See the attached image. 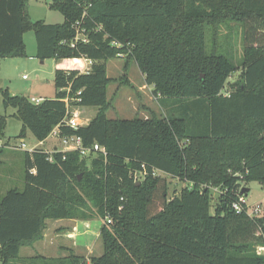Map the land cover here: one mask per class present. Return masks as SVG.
<instances>
[{"label": "trees", "instance_id": "1", "mask_svg": "<svg viewBox=\"0 0 264 264\" xmlns=\"http://www.w3.org/2000/svg\"><path fill=\"white\" fill-rule=\"evenodd\" d=\"M49 7L61 23L30 20L27 0H0V59L26 56L31 28L40 60L87 58L90 70L55 68L54 97L37 104L0 89L3 106L15 108L21 134L43 141L58 126L106 154L24 152L23 188L0 196L1 264H264L254 251L264 241V213L232 207L249 181L264 184V0H51ZM234 25L241 26L237 66L219 44L222 28ZM119 54L121 78L132 59L160 114L107 116L114 79L106 61ZM67 94L96 107L77 129L62 123ZM5 123L0 115V136ZM142 165L144 178L134 181ZM167 177L183 184L171 198ZM94 218L102 220L100 255L20 256L46 220Z\"/></svg>", "mask_w": 264, "mask_h": 264}, {"label": "rangeland", "instance_id": "2", "mask_svg": "<svg viewBox=\"0 0 264 264\" xmlns=\"http://www.w3.org/2000/svg\"><path fill=\"white\" fill-rule=\"evenodd\" d=\"M50 1L27 0V12L30 20H42L45 23L51 24L61 23L63 16L58 10L49 7ZM221 34L224 36L219 40V44H221L223 50L232 52L234 56L233 63L237 66L242 55L241 26L234 25L233 29L229 31L226 28H222ZM23 39L26 56L0 59V89L7 88L9 92L23 95L28 99L39 96L43 99L53 98L55 94L52 81L53 71L56 64H64V59L58 61L52 58L40 60L36 56V39L31 28L25 30ZM125 59L126 55L109 58L106 61L107 75L114 79L107 86V97L112 101V106L106 113L107 116L109 118L119 117L125 119L135 116L146 117L149 115V111L144 109L146 107L160 114L157 100L151 96L150 91L146 88L143 90L138 89L144 79L140 76L139 70L132 59H128V74L125 78H121ZM77 61L79 60H71L72 63H76ZM238 74L239 71L235 69L228 77L227 82L234 80ZM115 92L117 93L115 94ZM95 112L96 107L84 108V115L88 118L92 117ZM14 113L15 108L11 106L5 108L3 106L0 94V115L6 117L5 127L0 136V196L8 189L23 188V160L25 151H30L31 148L37 147L38 145V148L49 153L56 149H62L61 141L54 134L50 133L44 140V143H40L29 130L21 134L22 121ZM22 142L24 143V147H19ZM166 181L169 186L167 196L171 198L175 194L177 195L183 185L182 182L168 177ZM246 188L248 190L244 199L248 207V212H251L252 208L258 205L260 207V214H263L264 184L253 180L248 182ZM217 193L216 188H211V212H213ZM66 221L46 220L42 237L29 246H23L20 249V256L24 258L43 255L55 258L73 252L70 249V247L72 248V241H67L61 237L65 228H58L60 224L65 225L67 223ZM87 221L97 222V224L102 223V220L99 218L89 219ZM49 235L52 237L50 240H46L45 236ZM89 238L91 240L87 239L82 244L77 243L75 245L77 247V255H80L86 261L91 256L100 255L103 251V245L99 235L94 238L89 236ZM11 264L23 263L17 260L11 262Z\"/></svg>", "mask_w": 264, "mask_h": 264}, {"label": "built area", "instance_id": "3", "mask_svg": "<svg viewBox=\"0 0 264 264\" xmlns=\"http://www.w3.org/2000/svg\"><path fill=\"white\" fill-rule=\"evenodd\" d=\"M118 56H124V54H119ZM81 59L85 60V64L81 67L77 66L78 68H74V69H78L80 72L87 73L90 70L92 61L87 58H81ZM79 93L80 91H78L76 95H78ZM42 100H43L42 97L30 98V101L36 104L41 102ZM63 101L65 102V106H66V114L63 118L62 123L65 126H68L73 129H77L78 127H81L87 124L89 120L84 115V111H83L84 107L79 106L77 104V102L80 101L78 97L77 98L71 97L70 95L67 94L63 98ZM50 133L54 134L55 137L59 138L62 144V149H56V150H53V152L55 151H60V152L78 151L80 156L86 157V158H89L96 154H103V155L106 154L104 147L99 145L98 143H94L91 146H83L82 139L79 135H60L58 126H55ZM19 147H24V143L22 142ZM35 148L36 147L31 148L30 151H32ZM53 152H51L50 154H52ZM48 160L51 161L52 156H50ZM32 172H34V170H32ZM145 173H146V169L144 165H142L140 170L133 172L132 176H133L134 181L142 180L144 178ZM151 173L152 175H162L163 174L157 169H152ZM244 198H245V195L241 193L239 195L238 202H235L232 204V207L236 212H240L243 209H245L246 213L249 215H252V216L263 215V214H260V207L258 205L252 208L251 212H248V207L245 203ZM242 204L244 205V207L242 206ZM107 222H109L108 218H107ZM254 251L257 255H264V241L263 243L256 245Z\"/></svg>", "mask_w": 264, "mask_h": 264}, {"label": "crops", "instance_id": "4", "mask_svg": "<svg viewBox=\"0 0 264 264\" xmlns=\"http://www.w3.org/2000/svg\"><path fill=\"white\" fill-rule=\"evenodd\" d=\"M71 60H79V61H77L76 63H72ZM64 61L65 62H64L63 65L62 64H56V67L55 68L74 69V68L81 67V66H83L85 64V60L84 59H81V58H69V59H64ZM68 61H70V62H68ZM106 68H107V65H106ZM139 73H140V76L143 78L142 73L140 71H139ZM5 77H7V76H5ZM145 88L148 89V91H150L151 96H153L152 95V91H151V89H152L151 86L147 85L143 81L141 83V85L138 87V89L139 90H143ZM12 94H15V93H12ZM153 98L155 99L154 96H153ZM84 108H86V107H84ZM144 109L145 110L146 109L148 110V109H151V108L146 107ZM83 111H84V109H83ZM90 119H91V117L88 118V120H90ZM44 140L43 141H40V143H44ZM38 146L36 148H38ZM57 220L58 221L67 220L66 221L67 223L65 225L60 224V226H58V228L59 227H64L65 228L64 231H63L64 233L61 234V237H62V239H65L67 241H70V242L72 241V248L70 247V249L73 250V253L74 254H77L76 253V248L77 247L75 245L77 243L78 244H82L83 241H87V239H90L89 236H91L92 238H94L95 236L99 235L100 226L102 224V223H98L97 224V222L87 221L89 219L83 220V222H82V219H57ZM87 245H89V244H87Z\"/></svg>", "mask_w": 264, "mask_h": 264}, {"label": "water", "instance_id": "5", "mask_svg": "<svg viewBox=\"0 0 264 264\" xmlns=\"http://www.w3.org/2000/svg\"><path fill=\"white\" fill-rule=\"evenodd\" d=\"M245 189H247V188H245ZM247 190H248V189H247ZM247 190H246V193H247ZM246 193H245V194H246ZM51 237H52V236H50V235H49V236H46V240H50ZM53 241H54V239H53Z\"/></svg>", "mask_w": 264, "mask_h": 264}]
</instances>
